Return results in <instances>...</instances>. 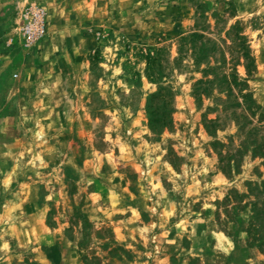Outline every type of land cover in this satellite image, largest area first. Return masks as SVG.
<instances>
[{
    "label": "rangeland",
    "instance_id": "374dc122",
    "mask_svg": "<svg viewBox=\"0 0 264 264\" xmlns=\"http://www.w3.org/2000/svg\"><path fill=\"white\" fill-rule=\"evenodd\" d=\"M16 86L0 264H264V0H0Z\"/></svg>",
    "mask_w": 264,
    "mask_h": 264
},
{
    "label": "built area",
    "instance_id": "2783aa9c",
    "mask_svg": "<svg viewBox=\"0 0 264 264\" xmlns=\"http://www.w3.org/2000/svg\"><path fill=\"white\" fill-rule=\"evenodd\" d=\"M50 23L44 8L31 7L25 15L24 23L20 27L21 39L24 47H33L50 35Z\"/></svg>",
    "mask_w": 264,
    "mask_h": 264
},
{
    "label": "crops",
    "instance_id": "0c3cea01",
    "mask_svg": "<svg viewBox=\"0 0 264 264\" xmlns=\"http://www.w3.org/2000/svg\"><path fill=\"white\" fill-rule=\"evenodd\" d=\"M59 5V4H58ZM54 22V21H53ZM50 23V22H49ZM50 28H51V25H50ZM51 33V32H50ZM53 33V32H52ZM11 78V77H10ZM20 95H19V89L17 88V86L16 87H14V88H12L10 91L9 90H7V92L4 94V99H3V105L0 107V113L2 112V110H3V108L5 107V105H7V103H9V102H11L12 104H16V102H18L16 99H20V98H18ZM14 104V105H15ZM12 106V105H11ZM4 117H6V119L7 118H10V119H12V118H14V117H12L11 115L10 116H8L7 117V114L5 115H3ZM46 226V225H45ZM170 264V263H169Z\"/></svg>",
    "mask_w": 264,
    "mask_h": 264
}]
</instances>
